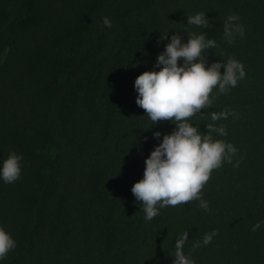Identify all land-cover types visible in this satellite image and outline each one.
I'll return each mask as SVG.
<instances>
[{
  "label": "trees",
  "instance_id": "trees-1",
  "mask_svg": "<svg viewBox=\"0 0 264 264\" xmlns=\"http://www.w3.org/2000/svg\"><path fill=\"white\" fill-rule=\"evenodd\" d=\"M198 12L213 27L187 25ZM229 14L245 28L232 44ZM203 31L218 45L207 66L232 57L246 77L190 123L206 134L211 112L234 110L215 122L227 136L212 135L238 153L202 190L211 211L194 200L147 221L131 189L176 124L149 119L135 80L160 70L173 34ZM12 151L22 173L0 178V226L17 247L0 264H173L184 232L186 255L201 242L195 264H264V0H0V169Z\"/></svg>",
  "mask_w": 264,
  "mask_h": 264
},
{
  "label": "clouds",
  "instance_id": "clouds-1",
  "mask_svg": "<svg viewBox=\"0 0 264 264\" xmlns=\"http://www.w3.org/2000/svg\"><path fill=\"white\" fill-rule=\"evenodd\" d=\"M240 17L229 14L223 21V36L228 44L235 42V37H243L244 25L238 23ZM102 23L111 28L112 21L102 18ZM187 25L204 28L213 27L204 12L188 16ZM188 42L183 43L179 32L171 36V42L165 51L158 55L155 67L159 71H145L135 80L138 92L136 103L146 111L149 119L157 124L161 121H172L176 124L171 134L163 136V141L146 159L144 177L132 187L136 201L142 206L145 220L151 221L159 214V210L168 206L188 204L199 200L198 207L211 211L209 202L202 198V190L211 178L213 170L219 169L224 162L232 164L238 149L225 140L214 139L212 133L227 136L224 125L216 126L215 122L227 120L229 116L239 119V114L232 109L211 112L213 123L207 124V133L190 123L191 119L209 109L220 94H226L238 82L246 77L244 64L232 57L227 61L215 62L207 66V59L202 53L210 48L218 47L215 39H209L206 32L187 33ZM168 35L161 37L162 40ZM183 60L181 66L178 62ZM162 66V67H161ZM225 69L222 73L221 69ZM218 88L216 95L213 90ZM160 132L154 137L159 139ZM22 154L12 151L3 161L0 178L6 184L20 179L22 173ZM234 167L239 166L237 161ZM261 227L257 222L251 231L256 232ZM218 230L206 234L202 244L209 245ZM188 232L178 237L175 243L173 264H195L191 252L201 246L197 242L186 255L185 243ZM17 247L16 240L6 229L0 226V260Z\"/></svg>",
  "mask_w": 264,
  "mask_h": 264
}]
</instances>
